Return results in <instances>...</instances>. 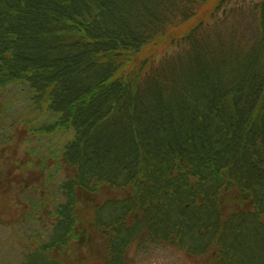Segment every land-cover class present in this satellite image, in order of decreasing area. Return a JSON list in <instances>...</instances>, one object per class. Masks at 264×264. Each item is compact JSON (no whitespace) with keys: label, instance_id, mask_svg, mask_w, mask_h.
<instances>
[{"label":"trees","instance_id":"16d2710c","mask_svg":"<svg viewBox=\"0 0 264 264\" xmlns=\"http://www.w3.org/2000/svg\"><path fill=\"white\" fill-rule=\"evenodd\" d=\"M6 96L0 212L53 198L20 264H264V0H0ZM4 119L35 143L13 179Z\"/></svg>","mask_w":264,"mask_h":264},{"label":"rangeland","instance_id":"374dc122","mask_svg":"<svg viewBox=\"0 0 264 264\" xmlns=\"http://www.w3.org/2000/svg\"><path fill=\"white\" fill-rule=\"evenodd\" d=\"M15 99L16 98L11 96H6L3 102H1L0 99V108H3L4 105L14 103ZM7 115H10V110ZM7 122L8 121H6V126L3 128L5 135H2L3 138H6L8 141L3 146V157L5 158L4 165L10 168L7 175L13 179V177H17L21 173V168L15 165L13 161L25 157V150L35 146V143L33 140L31 141L26 134L22 133L21 129L23 126L18 125L7 128ZM32 188V183H30L26 194H23V198L21 197V201L26 206V214L20 215L21 211L13 210L11 215L3 216V213L0 212V264H20L22 245L29 242V240L31 241L35 230H39L38 233L42 234V230L49 228V217H40V222L34 221L33 214L35 212L32 201L39 199L38 194H41L40 197H42L43 202L51 212L53 209V198L49 191H44V193L39 192L37 194ZM7 191L9 197L16 199L15 194L20 191V188L18 186H16L15 189L9 187ZM2 202H4V198L0 196V204H2ZM99 245V242L96 241L94 250L97 249ZM127 260L130 264H204L202 259L192 257L181 250L164 244L145 245V248L141 249H135V245H133L128 252Z\"/></svg>","mask_w":264,"mask_h":264}]
</instances>
